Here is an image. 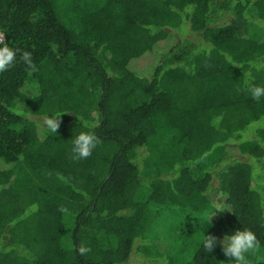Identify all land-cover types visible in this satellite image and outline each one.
Returning <instances> with one entry per match:
<instances>
[{
	"label": "trees",
	"instance_id": "trees-1",
	"mask_svg": "<svg viewBox=\"0 0 264 264\" xmlns=\"http://www.w3.org/2000/svg\"><path fill=\"white\" fill-rule=\"evenodd\" d=\"M0 33V264H131L166 213L188 253L145 264H226L191 247L210 215L264 264V0H0ZM81 132L99 144L74 160Z\"/></svg>",
	"mask_w": 264,
	"mask_h": 264
},
{
	"label": "clouds",
	"instance_id": "clouds-1",
	"mask_svg": "<svg viewBox=\"0 0 264 264\" xmlns=\"http://www.w3.org/2000/svg\"><path fill=\"white\" fill-rule=\"evenodd\" d=\"M23 62L29 68L34 70L32 55L25 51L21 57ZM16 60V50L7 43L0 41V72L8 70ZM253 99L259 101L264 98V86L250 85L248 89ZM58 115L47 118L45 123L50 132L56 133L59 127ZM99 144V139L94 132H81L72 142V157L74 160H82L90 157L94 149ZM211 216V215H210ZM209 216V217H210ZM209 217H207L205 227L200 235V246L207 253L214 251L215 247H219L226 258V264H250L249 256L257 255L260 242L256 234L247 228H239L230 234H224L223 239H218L215 235L205 234L206 226L209 225ZM80 255H85L91 249L80 246Z\"/></svg>",
	"mask_w": 264,
	"mask_h": 264
},
{
	"label": "rangeland",
	"instance_id": "rangeland-1",
	"mask_svg": "<svg viewBox=\"0 0 264 264\" xmlns=\"http://www.w3.org/2000/svg\"><path fill=\"white\" fill-rule=\"evenodd\" d=\"M191 37L193 38V36ZM136 68H142L143 71L145 70V66L140 67L136 65ZM28 91L31 92V94L34 93L32 87H28ZM207 217L208 216L203 217V222L192 227L195 235H193V244L191 247L194 246L195 242L200 240V235L205 227ZM213 218V215L209 217V225ZM159 219L161 225L157 226V228L152 231L153 234H155L154 237L145 248L143 245L136 246L130 259L131 264H145L146 261L155 262V260L160 261L162 259L161 257L165 255V253L168 254V252L170 255L176 256V260L185 259V255L188 253L189 249H184V240H186V236L183 230V219L175 213H166V215L160 216ZM179 252H182V255L178 258L177 253ZM255 256H257L258 259L263 256L261 249H259L258 255Z\"/></svg>",
	"mask_w": 264,
	"mask_h": 264
},
{
	"label": "built area",
	"instance_id": "built-area-1",
	"mask_svg": "<svg viewBox=\"0 0 264 264\" xmlns=\"http://www.w3.org/2000/svg\"><path fill=\"white\" fill-rule=\"evenodd\" d=\"M3 39H4V37H3V35L0 33V41L3 42Z\"/></svg>",
	"mask_w": 264,
	"mask_h": 264
}]
</instances>
